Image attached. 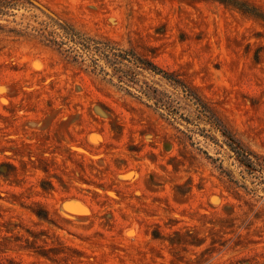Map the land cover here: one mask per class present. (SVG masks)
I'll use <instances>...</instances> for the list:
<instances>
[{
	"label": "rangeland",
	"instance_id": "1",
	"mask_svg": "<svg viewBox=\"0 0 264 264\" xmlns=\"http://www.w3.org/2000/svg\"><path fill=\"white\" fill-rule=\"evenodd\" d=\"M36 1L179 75L264 158V0ZM42 19L0 22V264H264V193L65 61L30 30Z\"/></svg>",
	"mask_w": 264,
	"mask_h": 264
},
{
	"label": "trees",
	"instance_id": "2",
	"mask_svg": "<svg viewBox=\"0 0 264 264\" xmlns=\"http://www.w3.org/2000/svg\"><path fill=\"white\" fill-rule=\"evenodd\" d=\"M25 8L35 9L43 17L30 30L54 47L65 61L82 66L128 94L134 90V96L144 100L161 117L183 123L182 133L192 144L198 137L218 148V154L225 152L236 170L223 167L218 158L212 161H219L218 169L228 181L244 190L264 193V158L247 150L234 137L196 88L132 47L82 32L36 0H0V22L14 19ZM0 30H3L1 23Z\"/></svg>",
	"mask_w": 264,
	"mask_h": 264
}]
</instances>
